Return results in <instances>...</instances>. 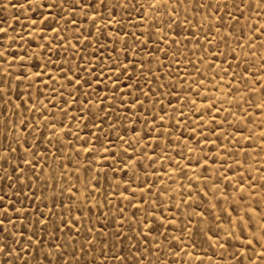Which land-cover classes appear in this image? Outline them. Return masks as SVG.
I'll return each mask as SVG.
<instances>
[{
    "label": "snow or ice",
    "instance_id": "obj_1",
    "mask_svg": "<svg viewBox=\"0 0 264 264\" xmlns=\"http://www.w3.org/2000/svg\"><path fill=\"white\" fill-rule=\"evenodd\" d=\"M171 2L172 0H149L147 4H143L140 0H23V2L0 0V7L7 4V7L20 12L24 9L33 10V5L36 10L47 9L46 14H41L37 20L30 21V26H38L40 31L53 29L55 38L60 41L59 47L64 48L65 54L71 55V60H64L58 67L48 56L32 67H28L27 62L33 58L32 56L27 54L20 56L16 52L9 51L16 44V40H22L24 37H11L8 35V28L0 26V100L4 101L5 105L9 101L12 102L16 109L14 115L26 117L27 114H32L30 118H22L19 121L11 123L6 121L3 136L5 142L0 143V264H97L95 251H99L104 264H108L109 259L112 264H143L145 261L146 264H153L149 255L151 248L149 238H153V233L163 236L164 231H167L166 223H176L175 219L166 222L163 215L155 214L156 209L161 212L167 211L165 205L173 199L172 196H168V193L175 194V190L167 184L165 178L172 180L173 183L183 178L188 181L189 189H192L193 180L207 181L203 185L197 183L193 192L208 198L213 208L225 200L237 197L232 204V212L236 214V221L239 223L238 231L241 235L234 237L233 233L228 231L225 236H220L210 225L203 223H197L193 229L191 221H188L181 231L189 235L193 231L202 233L207 238L205 242L216 243L218 239H222L225 243L220 245L221 247L230 246L231 239L240 240L243 242L241 252L244 255L248 254V249H252L249 264H264V184H260L257 188L259 182L252 177L251 173L245 179L242 172L232 167L235 164L238 169L248 172V168L245 167L248 164L247 154H244L245 159H239L236 153L228 151V145L234 143L233 140L228 139L233 135L231 132L228 133V137L223 133L218 134V130L228 122L227 115L224 116L223 121L217 120L221 111L234 115L230 108H223V104L229 102L231 97V82L227 85L229 92L224 94L223 99H218L216 95L221 91L220 85L225 77L230 76L231 80H237V74L230 71L232 64L227 60L229 53L219 52L207 65L208 73L200 69V64L205 62L204 57L196 62L189 60L187 65H191L193 72H187V65H185V70L179 77L182 83L179 84L178 91L174 92L177 86L170 81L176 73L165 75L173 64L171 61L164 64L163 60L156 56L157 52H163L167 59L169 53L159 47L154 50L148 48L149 42L155 43V36H158L160 41L164 40L159 32L162 31L165 21L162 19L158 21L161 27L157 31H141L139 36L135 32L125 31L124 27L119 30H110L114 23H120L131 12H136V18L142 19L144 10H151L154 7L160 16L169 17L170 31H172V24H176L178 29L183 30L182 23L179 22L178 10L187 13L191 5V14L195 16L197 11L205 13L212 7L215 11L210 15L220 22L215 28L218 36L217 47L220 44H223L226 49L229 47L228 39L232 38L233 33L236 32V25H240V19L245 18V23L240 25L236 43L238 47L247 46L250 51H254L256 40L264 41V30L259 23L255 26L250 25L248 21L251 20V16H247L246 13L255 12L260 19H264V0H238V2L234 0L232 4L225 0L224 9L229 23H225L221 16L216 15L221 11L219 0L215 4L211 0H174V5L170 8ZM53 9L59 10L58 15H53ZM81 18L90 25L87 36L80 32ZM11 19L19 23L18 16ZM48 21H55L57 27H53ZM60 21L74 25V30L58 27ZM97 21L99 27H97ZM231 21H235V24L230 23ZM192 23L193 21L185 15L183 24L191 27ZM0 24L8 25L9 18L0 21ZM203 24V19H195L197 31H203ZM152 27L154 28L155 25ZM221 29L231 30L227 31L225 36L220 35ZM212 30L213 27L210 26L204 34L206 44L211 43L209 33ZM13 31L16 30L13 29ZM61 33L64 35L61 36ZM180 34L178 33V36ZM28 35H32V32ZM129 35L132 36V40L126 39ZM178 42V40L172 41V43ZM198 44L199 42L197 46ZM59 47L56 52L58 60L62 59ZM260 47L264 48V43ZM43 49L45 53L50 51V44L44 45ZM146 50L147 61L138 59L140 53ZM176 51L173 50L172 55L175 57L176 65L179 66L180 59ZM230 54L233 59H238L235 49H232ZM207 55L208 53L204 54V56ZM222 56L225 57L228 69L216 63ZM17 61H19V71H9L10 68L17 66ZM153 61H155L156 71L152 66ZM50 67L56 68L57 76L53 77L50 74ZM248 71L247 67L243 70L245 76ZM191 75H197L203 79H193L189 82L188 77ZM252 75L256 73L253 72ZM161 77L169 81L167 91ZM206 80L212 81L211 88L206 87ZM25 81L28 82L26 85ZM34 81L42 83L49 93L38 90L34 94L29 91L28 89L36 86ZM238 83L247 87L243 81ZM256 83L264 84V78ZM184 84H188L186 90ZM22 85H25L24 90H21ZM13 88H15L14 97L11 95ZM258 90L264 95V88ZM169 97H172L176 103L173 104ZM146 101L151 105L150 108L146 106ZM183 101H187V107ZM165 102L167 106H164ZM156 105H161L158 110ZM236 106L239 107L238 104ZM117 107L124 115L116 112L113 119L112 113ZM7 110L6 107L5 111ZM258 111L264 113V103H259ZM137 112H139L137 121L140 122L138 130L137 127H133L132 136L126 138L129 128L123 127V134L117 131L115 140L111 139L110 133H107L103 126L107 124L109 129L122 127L121 122L124 121L125 116L131 121L132 116ZM37 113L43 124L37 120ZM247 115L248 111L244 109L239 122L244 123L243 117ZM66 120L74 123L75 131L65 123ZM187 121L191 123L181 132L182 123ZM82 123L85 128L91 124L98 131L85 139L79 134ZM261 127H264V124ZM206 129L211 136L203 134ZM244 130H247L246 125ZM239 132L240 129H237V134ZM212 136L215 137L214 140ZM53 137L57 141V152H60L61 156L63 155L59 147L61 143L71 144L73 149L78 145L77 157L81 153H86L84 158L88 166L84 169L85 173L96 172V161L102 160L106 169L111 170L113 176L117 178L113 182L109 178L108 171H105L106 182L117 190L112 193V196L119 193L123 199L128 200L130 208L137 210L144 204L150 205L152 212L149 215L152 219H149V215L141 218L135 212L132 216L125 217L123 208L117 206L119 216L114 223L116 230L108 229L107 222L97 228V224L92 223L91 220L92 209L85 211V205L92 199L91 194L101 191L98 175L92 176V182L87 180L82 182L83 188L90 195L81 193V187L74 188L72 185L66 188L62 185L59 187V195L63 197L67 193L69 201L68 210L63 215L53 211L52 208L46 212L41 211L40 206L35 203L36 200L44 202L45 207L51 200L53 208H64L63 200L61 199L59 203L56 200L57 185L60 181H67L68 174L56 171L54 165L60 157L55 153L52 154V163L49 164L47 153L51 151ZM63 137L70 139L65 142ZM189 138L194 141V147L188 144ZM244 139L250 141L251 137H244ZM261 139L264 140V136ZM141 142H144L143 147H140ZM165 145L167 148L176 146V157L186 161L183 167L180 166L179 160L166 156ZM207 145H211L213 152L216 153L215 156L202 147ZM42 148L44 150H41ZM149 152L151 155L148 154ZM186 153H192V156L196 157L195 168L202 169L199 174L194 171L193 159ZM197 153L200 154L197 156ZM221 156L225 158L221 160ZM165 159L170 162L169 168L159 175L157 173H160V169L156 168L153 173L155 180H152L147 175L148 168L156 164L164 167L162 162ZM145 160L148 161L147 167L144 164ZM68 163H72L71 157ZM37 165H41L39 171H37ZM44 165H47V172ZM213 165L219 166L215 179L211 177V173L215 170ZM65 166L64 161L60 160L59 167L63 169ZM74 167L79 171L78 161ZM141 172L144 173L142 177L139 175ZM170 172L178 173L177 179H173ZM121 173H123L122 177ZM231 175L237 177L234 182L231 180ZM76 179L79 181L80 177L76 176ZM49 180L52 181V195L46 196L43 192L37 195L35 189L47 187ZM156 184L160 187L153 191ZM120 185L124 186L123 192H120ZM246 187L250 191L246 192ZM124 192H128L129 196L124 197ZM77 193L84 195V199L73 213L72 201L78 199ZM217 193L220 199L218 203L213 204L212 198L216 197ZM191 199L192 196L189 195L182 202L188 203ZM111 202V200L105 201L106 204ZM171 206L180 210V204L173 203ZM98 210L100 214L96 216V221H107L108 214L102 209ZM197 215L203 218L204 212H198ZM84 217H88L87 223ZM234 223L230 217V226ZM82 224L85 242L77 247L81 236L78 225ZM149 224L152 226L149 227ZM125 227L129 229L128 232L125 231ZM129 233L136 234V239L133 240ZM171 239L178 241L176 246L183 251L184 241L181 237L175 236ZM187 243L193 249L196 248L192 240L189 239ZM106 250L114 255L106 256ZM156 251L160 252L158 243ZM169 251L174 257L180 255L178 251L172 249ZM197 259L199 264H205L203 258L197 257ZM156 264H161L159 258ZM238 264H244V261L240 260Z\"/></svg>",
    "mask_w": 264,
    "mask_h": 264
},
{
    "label": "rangeland",
    "instance_id": "obj_2",
    "mask_svg": "<svg viewBox=\"0 0 264 264\" xmlns=\"http://www.w3.org/2000/svg\"><path fill=\"white\" fill-rule=\"evenodd\" d=\"M23 2V0H21ZM149 0H140V3L147 4ZM213 4L217 2V0H211ZM229 4H232L234 0H227ZM238 2V0H236ZM219 4L221 6V11L216 13V15L221 16L223 18V21L225 23H229L228 17L225 14L224 4L225 0H219ZM174 5V0L170 3V8H172ZM7 9V10H5ZM103 11V9L101 10ZM215 11L214 8L210 7L207 9V12L201 13L197 11L195 13V16H193L192 13V6L189 5L188 12L184 13L181 11H177L178 16L180 17V21L182 23V29H178L176 24H172V31L169 30L168 22L169 17L167 15L160 16L155 11V7L151 10L145 9L144 10V16L142 19H137V13L131 12L129 16L123 18L120 23H114L111 26L110 30H119L121 27H124L125 31H128L129 33L135 32L137 36L140 35L141 31H157L160 29V24L158 23L159 20L165 21V24L163 26L162 31L159 32V35L164 37L163 41L159 40L158 36L154 37L155 43L149 42L148 48L150 50H154L155 48L159 47L164 49L169 53L167 59L164 57L163 52H157L156 56L163 60L164 64L169 63L170 61L173 64V67L168 70V72L165 73V75H169L172 72L176 73V76L170 81L171 83L175 84L177 86L176 89H174V92L178 91V86L182 81L179 79V77L183 74V71L185 70V65H187V62L189 60L196 62L201 57H204L205 62L203 64H200V69L205 71V73L209 72V69L207 68V65L210 64L213 60V58L219 54V52H227L229 53L227 55V60L231 62L232 68L230 69L231 72H235L237 74V80H231L230 76L225 77L224 81L220 85L221 91L219 93H216L218 99H223L224 94H227L229 92V88L227 87L228 83L231 82L232 88H231V97L229 98V102L223 104V108L225 109H231V112L234 113V115H228L226 111H221L220 115L217 117L218 121H223L224 116H228V122L224 124V127L218 130L219 133H223L224 136L228 137V133L231 132L233 135L231 137H228V139L233 140V144L228 145V151L236 153L238 155L239 159H245V153L247 154V160L248 164L245 165V167L248 168V172H243L242 169H238L235 164L232 165L234 169H236L238 172H242V175L245 179L249 177V173H251L252 177L258 181L257 188H259L260 184H264V140L261 139L262 136H264V127H261L262 124H264V113L258 111V105L259 103H264V95H262V92L258 89L264 88V84L256 83L258 81H261L262 78H264V60H262V57H264V48H261L260 45L264 43V41L257 39L255 44V50L250 51L247 46L238 47L236 43V39H238V34L240 31V25H243L245 23V18L240 19V25H236V32L233 33L232 38L228 39L229 47L226 49L223 44H220L219 47H217V41L218 36L216 34L215 28L219 26V21H216L212 18L210 13H213ZM234 11V9H233ZM47 9L43 10H36L35 5H33V10L24 9L23 12L17 11L16 9L7 7V4H5L3 7H0V21H4L6 18H9V24L3 25L0 24V26H4L8 28V35L11 37H17L22 36L24 39L22 40H16V44L9 49L10 52H16L20 56H32L33 58L31 60H28L27 66L32 67L36 63H38L42 58L45 56H48L51 58L52 61H54L57 65V67L64 61V60H71L70 54H65V50L63 47H59L60 41L59 39L55 38V33L53 29H47L46 31H40L38 26H30V21L37 20L41 14H46ZM59 10L53 9L52 13L53 15H58ZM187 15L188 19L190 21H193L191 27H188L186 24H183L184 16ZM247 16H251V20L248 21V23L252 26H255L257 23L260 24L261 29L264 30V19H260L255 12L252 13H246ZM19 17V23L14 22L11 18L12 17ZM151 17V19H150ZM120 19L119 17H117ZM195 19H203V31H197V27L195 25ZM48 23L52 24L53 27H57L55 24V21H48ZM80 23V32H83L85 36L88 35V30L90 28V25L86 23L83 18L79 21ZM230 23L235 24V21H231ZM155 25L153 28L152 26ZM212 26L213 30L211 33H209L211 43H205L204 34L208 30V28ZM58 27L61 28H69L73 29L75 28L74 25H69L65 23V21H60V24ZM97 27H99V22L97 21ZM15 29L16 31H13ZM231 29H221L220 35L227 34V31H230ZM245 31H247V28H245ZM29 32H32V35H28ZM178 33H181L178 36ZM192 33H196L193 35ZM64 34L61 33V36ZM35 37V38H34ZM128 40H132V36L129 35L126 37ZM178 40V43H172V41ZM197 42H199L197 46ZM74 43V41H73ZM94 43V42H93ZM46 44H50L51 50L45 53L43 46ZM171 44V47L169 45ZM187 45V47H185ZM59 47V51L62 54V59H57V48ZM235 49L238 59H233L231 53V50ZM173 50L176 51V55L179 56L180 62L179 66L176 65L175 57L172 55ZM205 53H208L207 56H204ZM35 54V55H33ZM87 55V53H85ZM138 59H142L144 61H147V50L143 53H140V56ZM216 63L222 65L224 69H228V64L225 63V57H221ZM15 68H10L9 71L18 72L19 68V61L16 62ZM153 69L156 71L155 61H153ZM248 68V74L245 76L243 73V70L245 68ZM42 70V69H41ZM187 72L192 73L193 69L191 65H187ZM255 72L256 75H252V73ZM50 74L53 75V77L57 76L58 73L56 71L55 67H50ZM193 79L200 80L203 79V77L197 76V75H191L188 77L189 82H191ZM45 80H47V77H45ZM161 81L164 84L165 90L167 91L168 83L169 81H165L163 77H161ZM238 81H243L247 87L241 86ZM28 82L25 81V85ZM13 84H15V81L13 80ZM35 87L28 89L29 91L33 92L34 94L38 90H42L46 94L49 93V90L47 88H44V85L38 81H34ZM25 85L21 86V90L25 89ZM205 85L208 88L212 87V81L206 80ZM188 88V84H184V89L186 90ZM237 89L239 91L237 92ZM11 95L15 96V88H13V92ZM35 99V95L33 97ZM41 99H44V97H41ZM163 99V97H162ZM168 99H172L173 104H175V100L172 97H169ZM247 101V102H245ZM185 107H187V101H183ZM147 107H151L148 102H145ZM227 104V106H225ZM239 105L237 107L236 105ZM253 105H256V107H253ZM161 105H156L157 110L160 108ZM167 106L166 102L165 105ZM225 106V107H224ZM7 107V111H5V108ZM51 107V106H50ZM126 107V106H125ZM247 109L248 115L243 117L244 123L239 122L240 117L243 115V110ZM16 112V109L14 108L11 101L7 105H5L4 101L0 100V143H4L3 140L4 132H5V122H15L19 121L22 118H30L32 115L31 113L27 114L26 117H21L19 114L14 115L13 113ZM116 112H120L121 115H124V113L121 111L119 107L115 109V111L112 113V118H115ZM215 113H213L214 115ZM37 120L43 124V121L39 120V114L37 113ZM139 115V112H137L135 115L132 116L131 121L128 120L127 116H125L124 121L121 122L122 127H118L116 129H109L107 127V124H105L103 127L105 128V131L107 133H110V138L115 140L116 133L119 131L121 134H123V127L129 128V131L127 133V137L132 136L131 129L133 127H137L138 130V124L140 122L137 121V116ZM147 115V113H145ZM207 117H205L206 119ZM66 124H68L69 127L73 129V131L76 130L75 125L73 122L66 120ZM191 121H187L182 123L180 131L182 132L185 127H187L188 124H190ZM245 125L247 127V130L245 129ZM231 126V127H230ZM237 129H240L239 134H237ZM98 130L96 128H93L91 124L88 125V128H85L83 126V123L80 125V136L87 139L88 137H91L94 132H97ZM199 134V129L197 130ZM204 135L211 136V133L205 130L203 133ZM11 135V133H9ZM244 137H251V140L244 139ZM31 139V138H30ZM70 139L69 137H63V140L67 142V140ZM212 139L214 140L215 137L212 136ZM238 141V143H236ZM143 143L141 142L140 147H143ZM188 144L190 146H195L194 141L189 138ZM235 144V146H234ZM15 146V145H14ZM99 147V145H96ZM59 147L61 151L63 152V155H60V152H57V141L55 137H53V144L51 146V151L47 153L49 156V164L52 163V154L55 153L60 159H57L55 162V169L59 173L61 171L66 172L68 174L67 181H60L59 185H57V195L56 200L57 203L60 202V200H63L64 208H53V205L51 203V200L47 202V207H45L44 202L41 200H36L35 203L40 206V210L46 212L49 208H52L53 211L57 213H61L62 215L68 210V196L67 193L63 197L59 195V187L62 185L63 187H68L69 185H72L75 187H81V193H84V195H90L86 192V190L82 186V182L87 180L92 182V176L98 175L100 178V189L101 191L92 195V199L90 202L85 205V211H87L89 208L92 209L91 214V220L92 223L97 224V228L102 226L103 223H108V229H111L115 231L114 223L116 221V218L119 216V212L117 211V206H120L124 210L125 217L132 216L133 212H135L137 215H140L141 218H143L144 215H149V213L152 212V207L148 204H144L139 210L135 208H130L128 206V200L123 199L119 193H117L115 196H112L113 192H116V188L112 187L110 183L106 182L105 180V171L106 166L104 165V162L102 160L97 159L96 161V172L94 173H85L84 169L87 167V161L85 160L86 153H81L79 157L76 156V151L79 150V146L75 149L72 148L71 144L61 143L59 144ZM205 147L206 152L212 153L213 156L216 155L215 152H213L211 145L202 146ZM166 156H172L174 159L180 161V166L183 167L186 163L185 160L180 159L179 157H176V146L174 145L172 148H167V145H165ZM71 149V151H70ZM41 150H44L43 148ZM151 155V153H148ZM200 153H197V156ZM187 156L193 159V167L195 168V159L196 157L192 156V153H186ZM69 157L72 158V163H68ZM225 157L221 156V160H223ZM60 160H63L65 163V168L61 169L59 167ZM77 161L79 162V171L76 170L74 165L77 164ZM230 162V161H229ZM164 167H161L160 164H156L152 167H149L147 170V175L152 178V180H155V176L153 175L156 168L160 169V173H157V175L163 173L166 169L169 168L170 162L165 159L163 162ZM145 166L147 167L148 161H144ZM41 165H37V171H39ZM45 172L48 171L47 165H44ZM213 168L215 169L211 173V177L215 179L216 177V170H219L218 165H213ZM197 169V170H196ZM202 169L195 168L194 171L199 174ZM109 173V178L113 180V182L117 179L113 176L111 173V170H107ZM75 173V175L73 174ZM139 175L142 177L144 176V173L141 172ZM173 179H177L178 173H171ZM76 176L80 177V180L77 181ZM123 176V173H121V177ZM167 184L171 186L172 189L175 190V194L173 195L172 192L168 193V196H172L173 199L171 201H168V203L165 205L167 208V211L161 212L159 209H156V216L163 215L165 217V221H170L171 219H175V224H168L166 223L167 231H164L161 229V231H164V235H158L157 233H153V238H149L151 241V248H150V258L153 262V264H156L157 259L161 261V264H199V258H203L205 261V264H238L240 260L244 261V264H249V261L251 259V252L252 249H248V254L244 255L241 252V244L243 243L240 240L237 239H231L230 246L227 247H221L220 245L224 244L225 241L222 239H218L216 243L212 242H205L207 240L206 237L203 236L202 233H197L196 231H193L191 235H189L186 232H182L181 229H183L188 221L192 222L193 229L195 228V225L197 223H203L205 225H210L214 232H218L220 236H225L228 231H231L233 233V236H239L241 233L238 231L239 223L236 221V214L232 212V204L235 202L237 197H232L231 200H225L222 203H219L216 208H213L211 204L209 203L208 198H205L201 195H199L198 192H193V189H196L197 183L203 185L204 183H207L205 180L192 181V189H189L187 184L188 181L184 180L183 178H179L177 183H173L172 180H167ZM237 179L236 175H231V180L234 182ZM151 182V181H150ZM123 185H120V192H123ZM135 187V185L133 186ZM160 187L158 184L154 185L153 191L156 190V188ZM107 189L108 191H104ZM231 191V189H229ZM27 191V190H26ZM37 195H39L41 192H43L46 196L52 195V181H48L47 187H40L35 189ZM245 191H250L249 189H245ZM81 193H77V200L72 201V207L71 211L73 213L76 212L77 206L80 204V202L84 199V195ZM125 197L129 196L128 192H124ZM147 195V193H146ZM189 195L192 196V199L188 203H183ZM211 197V194H210ZM23 198V197H21ZM164 198L162 197V200ZM220 197L219 193H217L216 197L212 198V203L216 204L218 203ZM106 200H111L112 202L110 204H106ZM123 202L121 203V201ZM98 202V204H97ZM173 203L180 204V210H177L173 208L171 205ZM95 206V207H94ZM245 207L247 205H244ZM98 209H102L104 212L108 214V220L104 221L101 220L99 222L96 221V216L100 214ZM204 212V217L201 218L197 215L198 212ZM231 219L235 222L234 225L230 226L229 219ZM65 218L67 216L65 215ZM85 223L88 221V217L83 218ZM149 219L151 220L152 217L149 215ZM135 223V222H133ZM147 223V221L145 222ZM152 225L149 224V227ZM81 229V236L80 240L77 243V247H80L81 244L84 241V225H78ZM125 231L128 232L129 229L125 227ZM133 240L136 239V234H132ZM71 235V234H70ZM179 236L181 237V240L184 241V249L183 251L180 250L178 245V241L172 240V237ZM165 237H168V239H165ZM192 240L196 244V248L193 249L190 247L187 243L188 240ZM160 245V252L157 253L156 251V244ZM169 249H172L173 251L180 252V255L178 257H174L171 255V251ZM135 250V249H133ZM187 253V255H186ZM95 256L97 259V264H104V261L100 258L99 251H95ZM106 256L114 255V253H109V251H105ZM210 258V259H209ZM91 259V257H89ZM108 264H112L111 259H109ZM143 264H146V261L143 262Z\"/></svg>",
    "mask_w": 264,
    "mask_h": 264
},
{
    "label": "bare ground",
    "instance_id": "obj_3",
    "mask_svg": "<svg viewBox=\"0 0 264 264\" xmlns=\"http://www.w3.org/2000/svg\"><path fill=\"white\" fill-rule=\"evenodd\" d=\"M219 94H220V93H219ZM225 106H227V104H226ZM225 106H224V107H225ZM194 169H195V168H194ZM196 170H197V169H196ZM124 197H125V195H124Z\"/></svg>",
    "mask_w": 264,
    "mask_h": 264
}]
</instances>
